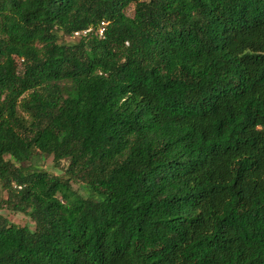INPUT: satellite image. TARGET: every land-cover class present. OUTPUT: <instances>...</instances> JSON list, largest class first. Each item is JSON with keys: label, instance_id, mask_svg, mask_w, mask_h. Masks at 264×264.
I'll use <instances>...</instances> for the list:
<instances>
[{"label": "trees", "instance_id": "obj_1", "mask_svg": "<svg viewBox=\"0 0 264 264\" xmlns=\"http://www.w3.org/2000/svg\"><path fill=\"white\" fill-rule=\"evenodd\" d=\"M0 184V264H264V0H0Z\"/></svg>", "mask_w": 264, "mask_h": 264}, {"label": "rangeland", "instance_id": "obj_2", "mask_svg": "<svg viewBox=\"0 0 264 264\" xmlns=\"http://www.w3.org/2000/svg\"><path fill=\"white\" fill-rule=\"evenodd\" d=\"M128 13H132V10L130 9L128 11ZM65 40L67 41H76L78 40V37H72V36H67L65 38ZM37 163H40L45 169H47L48 171L52 172V173H56V174H60L61 171L56 169L53 166V162H52V157H46V156H41L39 159L36 160ZM30 162H27L25 165L29 164ZM75 188H78V186L76 184H74ZM7 197V192L1 187L0 184V204L2 203V201L4 199H6ZM0 214H4L9 216L14 222L19 223V224H26L29 225L32 229H34V221L32 219H30L28 216H26L23 213H13L11 211H9L4 205L0 206Z\"/></svg>", "mask_w": 264, "mask_h": 264}, {"label": "built area", "instance_id": "obj_3", "mask_svg": "<svg viewBox=\"0 0 264 264\" xmlns=\"http://www.w3.org/2000/svg\"><path fill=\"white\" fill-rule=\"evenodd\" d=\"M87 33V30L85 31H78V32H75V36H79V35H82V34H85ZM100 33L102 34L103 33V29L100 30Z\"/></svg>", "mask_w": 264, "mask_h": 264}]
</instances>
